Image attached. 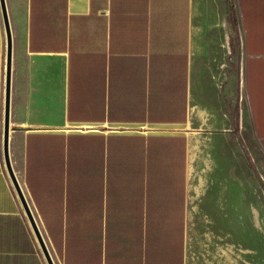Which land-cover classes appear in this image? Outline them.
<instances>
[{
  "label": "crops",
  "instance_id": "0c3cea01",
  "mask_svg": "<svg viewBox=\"0 0 264 264\" xmlns=\"http://www.w3.org/2000/svg\"><path fill=\"white\" fill-rule=\"evenodd\" d=\"M13 53L9 149L55 264H186L187 125L229 53V18L197 0H5ZM245 87L264 145V0H237ZM8 39L0 2V264H47L4 160Z\"/></svg>",
  "mask_w": 264,
  "mask_h": 264
},
{
  "label": "rangeland",
  "instance_id": "374dc122",
  "mask_svg": "<svg viewBox=\"0 0 264 264\" xmlns=\"http://www.w3.org/2000/svg\"><path fill=\"white\" fill-rule=\"evenodd\" d=\"M199 26L229 18L238 49L204 39L208 78L183 128L189 137L186 264H264V145L255 134L243 71L237 0H197ZM192 161V162H191ZM258 211L254 230L250 210Z\"/></svg>",
  "mask_w": 264,
  "mask_h": 264
},
{
  "label": "water",
  "instance_id": "95a60500",
  "mask_svg": "<svg viewBox=\"0 0 264 264\" xmlns=\"http://www.w3.org/2000/svg\"><path fill=\"white\" fill-rule=\"evenodd\" d=\"M4 19H5V26L7 31V39H8V55H7V61H8V73H7V93H6V114H5V136H4V155H5V161L7 165V169L9 171L10 177L14 183L15 189L17 191V194L22 202V205L31 221L32 227L35 231V234L37 236L40 249L46 259L47 264H55V261L53 260V257L50 253V250L47 246V243L45 242V239L39 230V227L35 221V218L33 216V213L31 211V208L29 206V203L25 197V194L20 186V183L15 175V171L13 169L12 161H11V155H10V149H9V125H10V69H11V62H12V53H13V40H12V33H11V26L9 22L7 7L5 0H0Z\"/></svg>",
  "mask_w": 264,
  "mask_h": 264
},
{
  "label": "bare ground",
  "instance_id": "6f19581e",
  "mask_svg": "<svg viewBox=\"0 0 264 264\" xmlns=\"http://www.w3.org/2000/svg\"><path fill=\"white\" fill-rule=\"evenodd\" d=\"M258 215L259 214H258L257 210H253V209H252V211L250 210V218L252 220V226H253L254 230L260 229V224L258 221Z\"/></svg>",
  "mask_w": 264,
  "mask_h": 264
},
{
  "label": "built area",
  "instance_id": "2783aa9c",
  "mask_svg": "<svg viewBox=\"0 0 264 264\" xmlns=\"http://www.w3.org/2000/svg\"><path fill=\"white\" fill-rule=\"evenodd\" d=\"M4 160H5V155H4ZM6 162V161H5ZM11 178V177H10ZM12 180V179H11ZM13 182V181H12ZM13 185H14V183H13ZM15 187V186H14ZM16 190V189H15ZM17 192V191H16Z\"/></svg>",
  "mask_w": 264,
  "mask_h": 264
}]
</instances>
